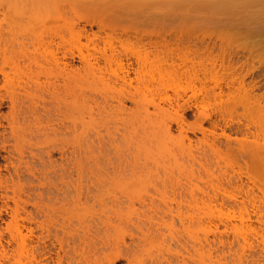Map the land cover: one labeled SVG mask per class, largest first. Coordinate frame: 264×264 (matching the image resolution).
Listing matches in <instances>:
<instances>
[{
    "label": "rangeland",
    "instance_id": "obj_1",
    "mask_svg": "<svg viewBox=\"0 0 264 264\" xmlns=\"http://www.w3.org/2000/svg\"><path fill=\"white\" fill-rule=\"evenodd\" d=\"M164 1L165 0H159V2H161L159 3L158 0L156 2L152 0V6H150L149 9L150 12L158 15L162 14V11L165 9H168L167 12L169 15L175 14L173 16H177L174 20H166V25L164 26L166 28L168 27V29H166L168 33L163 27L161 28L163 24L161 25V22H158V20L155 21L156 24L149 28H153L157 33L163 29L167 33H165L166 35L164 34V38L158 40L161 41V43L158 44L160 46L159 48L164 52L161 53L160 56H152L155 64H161L163 61L162 58L167 55L174 57L173 61L175 59L174 64H176V66L182 67L185 64L189 66L191 62L188 61V59L192 61L195 60V64L200 62L202 65H197V69L193 67L192 71L195 70L198 72L199 79L202 78V82L198 80L196 85L200 88L209 85L207 88L208 90L210 87V89H213L214 82L217 80L214 81V77H218L219 81L222 78L220 83L223 85L224 92L222 99H220L223 103L219 99L213 100L214 96L211 97L212 99L210 96L207 98L205 92H200L198 94V102L200 103L202 101L199 109L211 115V118L204 122L205 129L207 127L206 132L203 133L202 131L200 132V130L188 132L189 137L193 141L192 147L194 146V150L197 146V148L203 146V140L204 142H213L214 140L217 143V146H219V160H216L221 163L220 166L213 165V171L210 170V173H206V169H203L201 166L200 168L202 169H199V165L193 166L191 169L190 166L186 165L187 170L182 168L184 166H181V169L174 167V169L170 171L162 170L161 173H159L162 176L161 181H154L153 184L149 183L148 185L138 184L131 189L129 185H132L130 184L132 182L130 181L131 178L129 179L128 177L129 175L131 176L132 173L126 172L123 174L119 173L118 175L117 173H113L111 164L109 166V164L106 163L110 161L116 164L120 161V157L121 160L127 161V158L124 157H128L129 155V151H126L124 148L125 144H119V146H122L120 149H125L124 154L122 152L124 149L118 153L117 149L119 146L116 145L117 143L107 144L109 141L105 134H107V132L109 133L114 123H109L110 126L112 125V127L109 128L110 126H108V123L105 124L102 123L103 121L100 122L103 126L98 125V128L102 130V134H104L107 139L105 141L108 142L102 143L101 141L95 140L96 143H92L91 149L88 151V159L84 161L80 156V150H77L76 153L73 152L77 148L75 144L78 143L72 146H64L62 142L63 145H60L61 149H58V144V147L54 148V150L53 146L48 147L47 144L45 145L44 138L47 134L45 135V133H43L44 130L37 134H41L42 137H38L35 134L38 140L41 141V138H43L42 143L45 146H41V148L44 150L40 148V145L43 144H40L41 142L35 138L36 136L33 135L34 137H32L31 132L25 128L26 126L22 125L23 131L21 130L19 135H14L12 133V126L9 124L11 104L9 102L10 100H7L0 108V264H58V261L63 264H69L71 263L70 261H72L73 264H264V216L259 217V215H256L253 212L255 207L251 205L254 203L252 199L255 193H259L260 195L261 193L256 189L255 193H253V190L250 188L253 178L257 176L256 174H258L260 179H262V176L264 179V171L263 169L261 171L258 169L259 171L257 170V173H249L254 175L253 177L252 175L248 176L244 162L240 159L241 166L236 164L234 159L235 153L233 151L235 149H232V147L236 145V139L243 140V138L240 137L245 138L246 136L245 139L254 141L255 138L250 132L253 131L256 133V129L261 130L259 132L261 134L263 133L262 137L264 139V99L261 103L263 106L262 108L261 105L254 103L252 99L253 102H251V100L249 101L251 105L246 102L250 107L245 105L244 108L241 100H239L240 96L245 94L243 90L245 86L250 93L248 94L250 98H259L261 94V96L264 95V11L259 13L258 17L255 16L257 21L259 18L258 22L262 24L259 23L258 25L257 21V24L246 21L247 24L245 25H247V30L244 29L246 28L245 26L241 25L245 31L238 28L226 29L221 25H214L211 27L207 25L203 27L200 25L201 23L198 22L199 20L189 22L182 20L184 16H186L185 13H195L191 11V9H189L190 12L186 10L189 8L186 6V0L185 2L183 0L185 4L179 1L183 4L182 7L179 2V4H177L175 1V6L171 0V7L169 2L167 3L165 1V3H162ZM199 1L197 0L198 3ZM189 2L191 3L190 0L188 3ZM197 2H193V4H198ZM166 3L169 4L167 5L168 7ZM159 4H165L161 5L162 10L160 6H158ZM178 5H180L181 9L183 6L187 8L184 7L183 9L186 8L185 10H181L180 8L176 10L177 7H179ZM260 6L261 5L258 4L257 6L254 5L248 8L246 11L244 9L246 13L239 10L244 12V15H250L257 9L260 10ZM64 8L61 11L54 10L49 15L38 17L36 22L29 25L27 21L29 17L32 16L36 18V15L33 16L20 4L13 2V0H0V32L16 31L17 34H20L25 32L27 28H33L38 31L62 29L66 25V17L73 15V11L69 12L71 8ZM79 9L81 10V8ZM204 11H202V9L200 11L199 9V11L197 10L196 12L199 14H206V11ZM167 12L165 13L166 15H168ZM207 12L210 13V11ZM178 14L179 16L183 14L181 15L183 17H180L182 19L179 18ZM234 14H238V17L241 16L240 13ZM159 28L161 29L159 30ZM176 35L184 37V39L178 41L174 38ZM7 42L8 44H12V39L9 38ZM77 46V44L72 42L67 48L77 54ZM183 59H186L185 63ZM77 60L78 58H75L73 61L67 59V61H70L72 64L73 68H82V63L80 60ZM176 66L174 68H176ZM133 67H137L135 62H133ZM204 68H208L211 73L208 70H204ZM195 71L192 72V74L196 73ZM203 71H207L206 75ZM211 74H213V77H210ZM220 76L221 78H219ZM25 77L26 75L23 76V79ZM133 77H135V74L131 73V78ZM174 77L171 79L172 81H168L169 79H166L167 76L165 75V79L162 77L163 81L159 79L161 77L158 75L155 76L157 79L156 81L154 80L153 90H145L139 93L137 99L140 104L147 105L150 112L153 113L152 118L154 126L152 130L155 131L154 135L156 137L154 142H161L160 144L163 145L162 147L174 146L173 148L175 150L173 151V155L178 153L177 156L174 155L177 157L176 159L185 161V157L189 152H187L189 141H185V146L184 144H179L183 143L181 140L184 136H182L181 130L176 122L177 117L182 114V111L178 112L181 114L176 112V104L178 101L183 104L185 100L193 104L196 98L194 97L193 99V96H191L194 94L192 89H188L190 88V81L188 80V82L187 78L184 76V78L180 76ZM2 78L3 76L0 75V86L4 84ZM233 78H235V82L231 81ZM188 79H190V77ZM242 81L244 83L243 85L241 84ZM229 82L230 84L231 82L232 84L234 83V86H231L234 91L229 90L227 87V83ZM135 84L136 83H134V85ZM87 89L91 97L102 99V97L107 94H117L120 90V86L110 82L108 79L102 80L91 76L89 77ZM4 90H2L1 93L5 94ZM216 91L219 92L220 90L217 88ZM203 95L204 98L206 97L205 100H203ZM253 95L256 96L253 97ZM248 96H243L245 99L244 101H247L246 98H248ZM168 97L170 99H168ZM226 97L228 99H226ZM228 102L229 105H226ZM153 104H157V106H155L157 109ZM255 104L256 106L259 105L260 108H256ZM125 106L126 109L128 108L126 110L127 113L128 111L132 112L134 109H137V105L131 101H125ZM203 107L206 108L203 109ZM40 110H38V115L42 113L41 116L45 117V113L43 115V110H41L42 112ZM197 112L198 109L195 107L187 111V121L190 123L196 121L198 117ZM176 113L178 116H176ZM242 113H244L243 116ZM31 114L28 113L26 115L27 121H29V117L32 121L34 120ZM223 114L225 115L224 118ZM179 118L180 116L178 119ZM96 120H98V117L95 119V122ZM88 121L90 120L88 119ZM90 122L92 123V121ZM95 122L93 123L94 125H92L97 127ZM251 122L253 123L251 124ZM162 123L171 126L172 137L170 134L163 135L164 133L159 131L161 130L160 126ZM92 125H90V127ZM106 125L108 127H106ZM247 125H251V130L249 129L248 131L247 128H245L248 127ZM106 128L110 130L108 129V131ZM114 128L115 127H113V130ZM122 128L123 127L119 126L120 132L123 131ZM212 130L216 135H209L213 134L211 133ZM114 131L111 130L110 132ZM228 136H232L231 145H234L231 148L226 147L229 144L228 139H226ZM62 137L65 138V136ZM234 137L237 138L234 140ZM263 139H261V141H264ZM174 141L175 143H173ZM99 142L101 143L100 146ZM111 145H116L117 147L114 146L113 148ZM182 147H184V149ZM48 148L51 150H48ZM126 148L128 149V147ZM199 150L201 151V149ZM115 151L116 153H114ZM121 152L124 157L121 155ZM157 153L159 154V152ZM164 153L163 151L162 154ZM118 154L120 156H118ZM160 155L161 154L157 156V161L160 164L173 163V156L170 157V155L167 154L166 158V153L163 156ZM220 155L223 158H220ZM108 157H110V160ZM80 158L82 160L79 161ZM129 158L130 156L128 160ZM78 161L84 162V173L79 167H75L78 168V170L72 168L77 166L76 164H79ZM86 161L87 163H85ZM115 161L118 162L115 163ZM125 161L122 162L125 163ZM68 166H71L70 168L74 170L70 169V171ZM64 168L66 170L68 169L71 173H63L62 170ZM107 168L109 171L106 173L105 170ZM111 175L115 178L114 180H112L113 178ZM124 175L126 177L128 176L127 179L124 178ZM165 175H167V178ZM163 177L166 178L165 181H163ZM249 177H252L251 181ZM259 178L256 177L258 180ZM126 180L130 182L127 183ZM166 184L167 186H164ZM171 184L175 185L176 188L173 195L172 190L174 189L171 190ZM242 184H244V187ZM154 185H157V187ZM145 188L154 193L157 192L155 188L163 192V196L157 194L154 198L155 203H157L156 205L158 206L160 204L158 206L160 209L158 208L159 210L156 211V213L158 212L159 214L155 216L160 226L153 227L154 225L156 226V224H153L151 229V227L149 228L150 225L144 222V225H139L140 228L142 227L141 229L137 228V221H139L137 217L143 216V213H147L149 210V198L146 199L149 201H146L148 205L136 202L132 208L134 212L130 209L131 213H129L131 215H129L132 220H134L133 223H135L134 225L136 227L130 224L129 220L128 224L126 220H121L122 222H120V219L115 215L116 212H118L117 210L122 208L127 214L129 209L125 194L129 191L142 192ZM246 190L251 192V194H248ZM229 194L233 196L231 195V197ZM173 197L174 199H172ZM118 198L120 199L119 201ZM161 198L166 202H163ZM120 202H122V204H120ZM165 203H167L168 206ZM243 203L246 205L247 211L250 212L248 213L250 214V221L248 220V215L244 214ZM256 204L259 205L260 203L257 201ZM168 208L172 209L171 211L174 216L170 214V209L168 210ZM166 211L168 213H166ZM242 213L247 221L242 219ZM148 228L150 231H148ZM142 229L147 232V235ZM138 230H140V232ZM141 230L143 231L142 233ZM144 234L145 237L147 236L146 238L143 237ZM22 235L27 239V241L23 243L24 246L27 244L25 247L22 244ZM61 243L62 246H60Z\"/></svg>",
    "mask_w": 264,
    "mask_h": 264
},
{
    "label": "bare ground",
    "instance_id": "obj_2",
    "mask_svg": "<svg viewBox=\"0 0 264 264\" xmlns=\"http://www.w3.org/2000/svg\"><path fill=\"white\" fill-rule=\"evenodd\" d=\"M156 1L157 0H153V2H156ZM165 1L167 3L169 2L170 6L172 7L171 0H165ZM165 1L162 3H165ZM175 1L177 2V4H179L180 2L183 3V0L182 1L181 0H178V1L172 0V2L174 4L176 3ZM188 1L189 0H186V2H185V0H184V2L187 3L186 6H188L189 8L186 9L187 8L186 6H183V8L186 7L185 9L188 10L189 12H190L189 9H191V11H194L195 13L190 12L188 14V12H187V13H185L186 16H184L183 19L180 18V17H183V16H181L183 14H180V16L178 14L179 18L185 22L199 20L198 22L201 23L200 25L203 27H205L207 25H208V27H211L214 25L215 26L221 25V26H223V28H226V29L227 28H238L241 30V29H243V26H245L246 28H244V29L247 30V25H245V24H247L246 21H249V22L251 21L250 23L254 22L255 24H257V22L259 21V18L257 21V18L255 16L258 17L259 13H262V11H264V0H200V1L198 0L200 4L197 2V0H195V1L190 0L192 4L190 2L188 3ZM192 1L195 3L197 2L198 4H193ZM13 2L20 4L24 9H26L33 16H35V15L37 16L36 18H34L32 16L29 17V19L27 20L29 25H31L33 22H36L38 20V17L49 15L54 10L61 11L64 7H67V8H71V9H69L70 11L68 10L69 12L73 11L72 16L66 17L67 18V20L65 21L66 25L62 29H57V30L48 29V30H44V31H38V30H35L33 28H30V29L27 28L25 30V32H22L20 34H17L16 31L15 32H12V31L0 32V75L3 76L2 80L4 81V84L2 86H0V108L2 107V105L5 102H7V100L8 101L10 100L9 102L11 104V112L9 115V124L12 126V133L14 135H19L21 130L23 131L22 125L26 126L25 128L31 132L32 137L36 136L39 132H42L44 130L43 133H45V135L47 134L44 138V144L45 145L47 144L48 147L53 146V150H54V148L58 147V144H59L58 149L59 148L61 149L60 145L64 144V146H67V145L72 146L73 144L78 143V144H75L77 146V148L73 152L76 153L77 150H80L79 151L80 156L84 161L86 159H88L87 158V157H89L88 151H89V149H91L90 148L91 144L96 143L95 140L101 141L102 143H107L109 141L107 144L117 143L116 144L117 146H119L120 143L122 145L125 144L124 148L126 149V151L127 150L129 151L128 152V154H129L128 157L130 156L129 160H128L127 156L124 157L122 155V152H123V154L125 153V149L123 148L124 151H122L123 149H120L122 146H119V148L117 149L118 153L120 151H122L121 155L124 158H127V161L121 160V157H120L119 162L115 161V163L118 162L116 164H113L114 162L112 163L108 160H107L108 162H106V163H108L109 166L111 164V167L113 169L112 170L113 173H117L118 175H119V173H122V174L126 173V172L132 173L131 176L130 175H129V177L127 176L129 179L131 178L130 181L132 183H130V184H132V185H129V186H131V189H133V187L135 185H138V184H147L148 185L149 183L153 184L154 181H161L162 176L159 173H161L162 170L170 171V170H173L174 167L175 168L178 167L181 169V166H184L182 168H185L187 170L186 165L190 166V169L193 166L195 167L196 165H199V169H202V168L206 169L205 172L210 173L209 172L210 170L213 171V169H212L214 167L213 165L220 166L221 163H219V161H218L219 160V156H218L219 146H217V143L214 140H213V142L212 141L211 142L210 141L204 142V140L203 141L201 140L204 143V144H202L203 146L201 148H197L198 147L197 146V147H195V150H194V146L192 147L193 141L189 137L188 132H195L197 130L198 131L200 130V132L202 131L203 133L206 132L207 127L205 129L204 122L206 120L210 119L211 115H209L208 112L207 113L205 111L202 112L203 110L201 111L199 109V107L201 105L200 103L202 101L200 103L198 102V94L200 92H205V94L207 95V98H209L208 96H210V98L212 96H214L213 100L219 99L223 103V101L221 99H222L224 89H223L222 83H220V81H222L221 76L219 77V78H221L220 81L218 80V77L213 78L214 81L216 79L218 80V81L216 80L214 82L215 84L212 87L213 89H210L211 88L210 87L208 90L207 88L209 85L207 87H201L200 88V87H198V85H196V82H198V80L201 81L202 78L199 79V76L197 74L198 72H196L195 70L194 71L196 73L192 74V72H194V71H192L193 67L196 68L197 65L200 66V64H201L200 62L195 64V60L192 61V60H189L187 58L188 61L191 62V63L189 62L191 66L190 65L188 66L187 64H185L184 66L181 67V66H176V64H174L175 59L173 61L174 57H172L171 55H167L166 57H163L162 58L163 61L161 64H157V63L155 64V61L152 58V56H160V54L164 52L163 50H161L159 48L160 46L158 44H160L161 41H158V40L160 38H164V34L166 32L168 33V31L166 30V29H168V27L166 28L164 26V25H166V20H168V19L174 20V18L177 15L175 17L173 16L175 14L169 15V13L167 12L168 9L167 10L165 9L166 11L163 9L164 10V11H162L163 13L158 14V15L151 13L149 9H150V6H152V0H13ZM158 2H159V0H158ZM159 3H161V2H159ZM167 3H166V6L169 5ZM182 3H180L181 7L183 4H185V3H183V4ZM258 4L261 5L259 7V8H261L260 10L257 9L255 12H253V14L244 15L246 13L245 11L248 8H250L254 5L257 6ZM161 5H165V4H159L158 5V6H160V8L162 10ZM175 6H176V4H175ZM178 6L179 7H177L176 10H179V8H180V5H178ZM174 7H173V10H174ZM79 8H81V10ZM163 8H165V7H163ZM183 8L182 9L180 8V9L185 10ZM205 8H206V10H205ZM136 9H137V11H136ZM199 9H200V11H201V9H202V11L205 10L206 14H199L198 12H196L197 10L199 11ZM239 9L241 11H244V9H245V11H244L245 13L241 12ZM171 10H172V8H171ZM238 10H239V12H238ZM207 11H210V13ZM166 12L168 15L165 14ZM234 13H240L241 16L239 15L240 17H238L237 16L238 14L235 15ZM242 16L246 17V18H243ZM157 20H158V22H161V25L163 24L161 26V28L163 27V29H165L166 32L161 28H159V30L161 29L160 30L161 32L158 31L159 33L155 32L153 30V28L149 29L152 25L156 24L155 21H157ZM259 23L260 22H258V25H259ZM260 24H262V23H260ZM241 25H243V26H241ZM176 36L174 38L178 41H182L184 39V37H179V36L176 37ZM9 38L12 39V44H8L7 41L9 40ZM216 39H217V37H216ZM72 42H74L75 44L78 45L77 46L78 47V53L77 54L74 53L72 50H69L67 48V46L71 45ZM75 58H78V60H80V62L82 63V68H77V69L73 68L70 61H67V59H71L73 61ZM183 61L185 63L186 59H183ZM133 62L136 63L137 67H133ZM184 63H182V64H184ZM175 66H176V68H174ZM199 66H198V70H199ZM213 68H214V66H213ZM204 70H208V68H206V69L204 68ZM199 72H200V70H199ZM206 72L203 71V73H205V75H206ZM131 73H134L135 77L131 78ZM210 73H208V74H210ZM24 75H26V77L23 79ZM157 75L159 77H161V78H159L160 80H163L164 76L166 75L167 76L166 79H169L168 81H172L171 79H173L174 76H180V77L184 76L185 78H187V81L188 80L190 81V83H189L190 88H188V89H192L193 94H194L191 96H193V99H194V97L196 98L195 99L196 101L193 104L189 103V101L185 100V99H184L185 101L183 104L179 103L178 100H177L178 103L176 104V108H177L176 112L178 113L179 111L180 112L182 111V114L178 113V114H181V115H179L180 116L179 119H178L179 116L176 113L177 114L176 116H178L176 122L179 126V129L181 130L182 136H184V137H182V140H181L183 143H179V144H184L186 140L189 141V143H188L189 146L187 147V149H188L187 152L188 151L189 152L187 153V155L185 157L186 160L184 159L185 161L180 160V159H176L177 157H175V156H177L178 153L176 155L174 154L175 156L173 155V151L175 150L173 148L174 146L173 147L164 146L165 147L164 148V147H162L163 145L160 144L161 142L160 143L154 142V140H156L155 139L156 137L154 135L155 131L152 130V128L154 126L153 125V118H152L153 113L150 112L149 107L147 105L140 104L138 99H137V96L139 95V93L144 92L145 90L146 91H152L153 90L154 80L156 81V79H157V78H155V76H157ZM212 75L213 74H211L210 77H213ZM91 76L100 78L102 80L108 79V80H110V82L119 85L120 90L117 92V94H110V95L107 94L104 97H102V99L91 97L88 94V89H87L89 77H91ZM168 76L169 77L172 76V77L169 78ZM189 77H190V79H188ZM42 78H44V79H42ZM213 79L211 78V81ZM234 79L235 78H233V80H231V81L235 82ZM232 82H231V84H230V82L227 83V87L229 88V90H233L231 86L234 83L232 84ZM134 83H136V84L134 85ZM241 84L242 85L244 84L243 81L241 82ZM217 88L220 90L219 92L216 91ZM132 89H134V90H132ZM2 90L5 91V94L1 93ZM243 90L245 91L244 95L248 96V94H250L248 92V90L246 89V86L243 88ZM244 91H243V93H244ZM244 95L240 96L241 99L239 98V100H241L244 108H245V105H248V103L251 99L254 101V103L261 105V108L263 107L261 103H262V100L264 99V95L261 96L262 95L261 94L259 98H255L254 96H256V95H253L254 98H250L249 97L250 95H249L248 98H246L247 101H244L245 100L243 98ZM231 96H234V95L232 94ZM227 97H226V99H228ZM177 98H178V96H177ZM190 98H189V100H190ZM203 98H204V95H203ZM205 98L203 100H205ZM237 98H238V96H237ZM168 99H170V98L168 97ZM226 99H224V100H226ZM233 100H235V99H233ZM252 100H251V102H253ZM125 101H131V102L135 103L137 105V109L136 110L134 109L132 112L128 111V113H127L126 110L128 108L126 109ZM246 102H248V103L246 104ZM256 104H255V106H256ZM153 105H154V107L157 106V104L156 105L153 104ZM224 105H225V102H224ZM226 105H229V102ZM259 105H257L256 108L259 109L260 108ZM37 107H38V109H37ZM193 107L198 109V112H197L198 117H197L196 121H194L193 123H190L187 121L188 120L187 111L193 109ZM206 107H207V105H206ZM40 108H41V110H43V115L45 113V117L41 116L42 111L40 110ZM205 108L203 107V109H205ZM225 108H226V106H225ZM248 109H250V108H248ZM248 109H246V110H248ZM38 110L41 111L40 115H38V113H39ZM174 110H175V108H174ZM28 113L33 114V115L31 114V116L34 117L33 121L31 119H29L30 117L28 118L29 121H27L26 115ZM160 113H161V109H160ZM163 113H164V111H163ZM243 114L244 113H242V116H243ZM28 116H30V115H28ZM97 117H98V120H96V122H95V119ZM224 117H225V115L223 116V118ZM88 119L90 121H92V123L90 121H88ZM93 119H94L95 124H97L96 125L97 127L93 126L94 125ZM195 119H196V117H195ZM97 122H99V123H97ZM100 122L105 123V124L108 123V126H110L109 123L110 124L114 123L113 127H115L114 128L115 131L113 130L112 125L109 127V128L112 127L111 130L114 132H110L111 130L109 128H106L107 130L108 129L110 130V131L108 130L109 133L107 132V134H105V135H107V139H108L107 142L105 141V140H107L106 136H104V134H102V132H101L102 130H100L98 128L99 127L98 125H101ZM198 122H200V123H198ZM252 123L253 122H251V124ZM90 125H92V126L90 127ZM101 126H103V125H101ZM101 126H100V128H101ZM108 126L106 125V127H108ZM119 126L123 127L122 128L123 131L120 132ZM250 126L245 127V128H247V130L249 131ZM243 127H244V125H243ZM255 128H257V127H255ZM160 129L161 130H159V129L158 130L161 133H164L163 135H166V134L169 135L170 134L171 137L173 136L171 134V126L170 125H168V124L164 125L162 123V125L160 126ZM240 130H242V129H240ZM47 131H50V132H47ZM259 131H261V130L256 129V133L253 131L250 132V134H252V136H254V138H255L254 141H249L250 139L249 140L245 139L246 136H245V138L240 137V138H243V140L236 139L235 147H232L234 144L231 145V143H232L231 137L232 136L226 137V139H228V143H229L228 146H226V147H230V148L232 147V149H235L233 151L235 153L234 159L236 161V164L241 166V164H240V159H241L244 162V164L246 165V169H247L246 173L248 174V176L252 175L249 173H257L258 169L260 171L263 169V171H264V154H263V152H264V141H261V139H263V137H262L263 133L261 134ZM91 132L93 133V135ZM211 133H213V134H209V135H216L213 130ZM222 133H221V135H222ZM247 133H249V132H247ZM224 134H226V133H224ZM156 135H157V133H156ZM37 136L42 137L41 134H39ZM37 136L35 138H37V140H38ZM62 136H65V138H63ZM59 137H60V139H59ZM214 137H216V136H214ZM214 137H212V138H214ZM235 138H237V137H234V140H235ZM41 139H42L41 141L40 140H38V141L41 142L40 144H43L42 143L43 138H41ZM175 141L173 143H175ZM62 142H63V144H62ZM164 143H166V142H164ZM44 144L40 145V148H41V146H45ZM37 145H38V143H37ZM100 145H101V143L99 144V146ZM112 145H111V147H113V148H114V146H116V145H114V146H112ZM184 146H185V144H184ZM126 147H128V149ZM182 148L184 149V147H182ZM41 149H43V148H41ZM49 149L50 148H48V150ZM199 149H201V151ZM219 150H221V149H219ZM163 151L166 153V158H167V154L170 155V157H172V156L174 157V160H172L173 163L160 164L157 161V156H159V154H161L160 156L165 155V153L162 154ZM47 152L49 153L50 151H47ZM157 152H159V154ZM114 153H116V151ZM182 154H184V153H182ZM229 155H230V153H229ZM118 156H120V155L118 154ZM170 157H168V158H170ZM81 158L79 159V161L82 160ZM220 158H223V157H221V155H220ZM108 159L110 160V157H108ZM216 159H218V160H216ZM223 160H221V161H223ZM122 161H125V163ZM167 162H168V160H167ZM170 162H171V160H170ZM85 163H87V161ZM108 164H106V165H108ZM73 165H75V164H73ZM76 165L77 166H74L72 168L79 167L80 170H83L84 166H85L84 162L83 163L79 162V164H76ZM78 165H80V166H78ZM238 165H237V167H238ZM200 166L202 168H200ZM70 167L68 166L69 170L72 169ZM68 169L66 170L64 168L62 170L63 173H71L70 172L71 170L69 171ZM75 169L78 170V168H75ZM109 169H110V167H109ZM109 169L107 171L105 170V172L107 173L109 171ZM196 169H198V168H196ZM240 169H239V172H240ZM72 170H74V169H72ZM103 171H104V169H103ZM188 171H190V170H188ZM84 172L85 171L83 170V173ZM239 172H237V173H239ZM244 172H245V170H244ZM79 173H81V172H79ZM188 173H190V172H188ZM122 174H120V175H122ZM116 175H115V177H116ZM118 175H117V177H118ZM256 175L257 176H255L253 178V181L251 182L252 185L250 186V188L253 190V193H255V189H256L261 193V195L259 193H258L259 195L255 193V195H254L255 197L253 196V199H252L254 201V203L252 202L253 204H251V205H253L255 207V210L253 212L256 215H259V217H261V216L263 217L264 216V205H263V201H264V179H263L262 175H261L262 179H260L258 177V174H256ZM253 176L254 175H252V177ZM127 177L124 175V178L127 179ZM165 177L167 178V175H165ZM252 177H249L250 181L252 180ZM256 177L259 178V180L256 179ZM112 178H113V176H112ZM166 178H164L163 181H165ZM114 179L115 178H113L112 180H114ZM128 180H126L127 183L130 182ZM240 181H241V179H240ZM163 184H165V183H163ZM243 185L244 184H242V186ZM164 186H167V184ZM155 187H157V185ZM171 187H172L171 190L174 189V190H172V195H173L176 191V188H175V185H173V184H171ZM218 190H219V188H218ZM155 191H157V192L154 193V192L148 191L145 188L142 192H140V191H136V192L129 191V192H127V194H125V195H126V199L128 200V208H129L127 211L128 213L126 214L122 210V208H119L117 210L118 212H116V214H115L117 216V218L120 219V222H122L121 220H123V221L126 220L127 224H128V220H129V223L134 225L135 224V223H133L134 220H132V218L130 217V215H131L130 211L132 210V208L136 204V202H139L141 204L145 203L148 205V203H146V201H148V200H146V199L149 198V200H150V202L148 201L150 203L148 205L149 210L147 211V213H143V216L137 217L138 220L141 221V222L137 221L139 224L136 222L138 225L137 228L141 229L142 227L140 228L139 225L140 226H142L141 224L144 225V222L148 223V225H150L149 228L153 224H156V226L154 225L153 227H159L160 226L158 224L159 222L156 220L157 217H155V216H158V214H159L158 212L156 213V211L160 209L158 207L160 204L158 203L159 205L157 206L156 205L157 203H155L154 198L157 194L163 196V192L158 191V189H156V188H155ZM246 191L248 192V190H246ZM165 193H166V191H165ZM248 194H251V192H248ZM228 196H227V198H228ZM172 199H174V197ZM119 200L120 199L118 198V201ZM257 201L260 203L259 205L256 204ZM163 202H166V201L163 200ZM120 204H122V202H120ZM165 204L167 205V203H165ZM243 205H244V203H243ZM245 206L246 205H244V207H243L244 208L243 209L244 214L248 215V220L250 221V214H248L250 212L247 211V208ZM169 207H171V206H169ZM135 208H136V206H135ZM146 208H147V206H146ZM171 208H168V210L170 209V214H172L174 216L173 212L171 211L173 208L172 209ZM165 210H167V209H165ZM132 212H134V210H132ZM114 213H115V210H114ZM166 213H168V212L166 211ZM220 214H221V212H220ZM242 215H243V213H242ZM161 216H162V214H161ZM242 219H245L244 215L242 216ZM245 220L247 221V219H245ZM163 224H164V222H163ZM151 229H152V227H151ZM142 230H141V233L143 231L145 234L147 233L145 230H143V231ZM138 231L140 232V230H138ZM148 231H150V229ZM145 234L143 237H145ZM21 239L23 241L22 244L27 241L26 237L23 235H22ZM59 242H60V240H59ZM23 246H24V244H23ZM60 246H62V243ZM70 262L71 263H69V264H73L72 261H70ZM58 264H63V263L58 261Z\"/></svg>",
    "mask_w": 264,
    "mask_h": 264
}]
</instances>
